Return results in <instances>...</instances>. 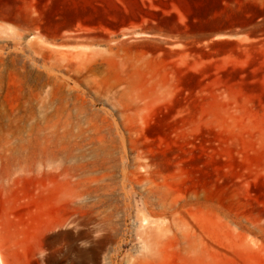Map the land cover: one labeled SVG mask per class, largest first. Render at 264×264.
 <instances>
[{
    "label": "rangeland",
    "instance_id": "1",
    "mask_svg": "<svg viewBox=\"0 0 264 264\" xmlns=\"http://www.w3.org/2000/svg\"><path fill=\"white\" fill-rule=\"evenodd\" d=\"M0 264H264V0H0Z\"/></svg>",
    "mask_w": 264,
    "mask_h": 264
}]
</instances>
